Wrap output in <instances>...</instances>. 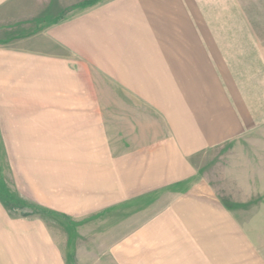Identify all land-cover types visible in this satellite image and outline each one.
Listing matches in <instances>:
<instances>
[{
	"label": "crops",
	"instance_id": "0c3cea01",
	"mask_svg": "<svg viewBox=\"0 0 264 264\" xmlns=\"http://www.w3.org/2000/svg\"><path fill=\"white\" fill-rule=\"evenodd\" d=\"M262 134L264 0H0L10 204L43 214L14 216L0 163V264H69L84 237L121 263L130 247L177 256L199 239L212 264H264V222L210 192L227 146Z\"/></svg>",
	"mask_w": 264,
	"mask_h": 264
},
{
	"label": "rangeland",
	"instance_id": "374dc122",
	"mask_svg": "<svg viewBox=\"0 0 264 264\" xmlns=\"http://www.w3.org/2000/svg\"><path fill=\"white\" fill-rule=\"evenodd\" d=\"M40 46V43L38 44ZM2 144H3V139ZM250 141V142H249ZM249 141H246L245 149L234 151L233 145H228L227 149L223 151L222 156L218 157L220 160L217 161V164L215 167L211 168L214 170L212 172V179L213 183L210 185V192L215 194L216 201H219V204H223L226 207L229 208H241V209H252L255 211V215L262 223L264 222V134L252 136ZM1 144V151H0V163L2 165V174L5 176L4 179L7 180L6 190L7 192L3 194L4 196V202H6V206H16V213H13L15 217H25V214L28 215L31 212H34V214H41L39 208L37 206H32L31 204L25 203L22 200H16L13 204H10V202H13L12 196L15 194L13 193L14 189L12 188L11 183L9 182V169L5 168V165L7 163H10L8 155L4 151V146ZM17 154V153H16ZM24 154V153H18ZM249 164L251 166L249 167ZM254 164V165H253ZM4 185V184H2ZM1 187V185H0ZM11 187V188H10ZM10 191L9 192V189ZM13 191H12V190ZM213 191V192H212ZM153 195V194H152ZM170 196V195H169ZM169 196L160 198L159 201L157 198H150L146 197L143 202L145 208L149 207H166L170 205L172 201H174L175 198H168ZM11 199V200H10ZM130 206L133 205V203L129 204ZM21 208V209H20ZM162 209V208H161ZM14 211V210H13ZM20 211V213H19ZM39 211V212H38ZM145 220L146 223H149V220H151L155 214L157 213L156 209H150L149 212H147ZM48 217H52L51 215H47ZM44 217V216H43ZM118 216L114 215V218ZM241 217H244V215H241ZM55 219L54 217H52ZM113 218V219H114ZM259 221V222H260ZM130 228H135L134 225H130ZM117 229H120L118 227ZM115 229L114 224V231H113V237L114 242L119 241L121 234H125V232H120V230ZM230 231H225L226 235V241L227 235ZM256 235L255 238L258 242L264 241V226L258 227V229L255 231ZM128 233L135 234L136 232H132L131 229H129ZM130 234V235H131ZM242 237L243 238H254V235L251 234V237L249 236V233H245L242 231ZM209 237L207 239L202 237L203 246L209 245V249L216 248V239L217 237L214 236ZM225 237V236H224ZM99 240V239H98ZM198 243V249L193 251L192 253L185 252L180 255L175 256L174 254H171L169 250L166 248H160L156 246H152V242L148 243V245L145 247H142L138 250V246L130 247L129 249V262L128 263H121L119 261V258H107L100 255V252L103 251V247L99 244L96 246V252L97 254H93V243L89 241L86 237H84L81 240H76V243L79 242L81 244H85V246H81L82 251L84 255L77 258L78 255L76 254V257H74L73 261H70L69 264H139L138 259L144 260L141 261L140 264H204V262L208 261V264H212V258L211 256H205L200 255L199 251L202 250L199 245V239H194ZM194 241V242H196ZM91 244H90V243ZM100 243L101 241H97ZM77 249V248H75ZM88 249V250H87ZM208 249V248H207ZM139 251V252H138ZM173 251V250H172ZM91 252V253H89ZM202 252V251H201ZM140 254V256H138ZM219 255V254H218ZM212 259V260H211ZM245 260L244 258H242ZM154 260V263H153ZM163 260V262H161ZM203 260H205L203 262ZM144 262V263H143ZM245 264V263H244Z\"/></svg>",
	"mask_w": 264,
	"mask_h": 264
}]
</instances>
